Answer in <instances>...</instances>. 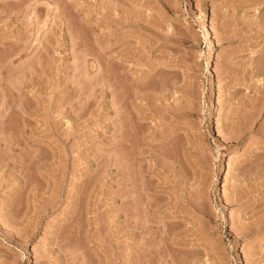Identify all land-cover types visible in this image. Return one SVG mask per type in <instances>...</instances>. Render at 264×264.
I'll return each instance as SVG.
<instances>
[{
	"label": "rangeland",
	"instance_id": "rangeland-1",
	"mask_svg": "<svg viewBox=\"0 0 264 264\" xmlns=\"http://www.w3.org/2000/svg\"><path fill=\"white\" fill-rule=\"evenodd\" d=\"M263 4L0 0V264H264Z\"/></svg>",
	"mask_w": 264,
	"mask_h": 264
},
{
	"label": "bare ground",
	"instance_id": "bare-ground-1",
	"mask_svg": "<svg viewBox=\"0 0 264 264\" xmlns=\"http://www.w3.org/2000/svg\"><path fill=\"white\" fill-rule=\"evenodd\" d=\"M263 6H264V4H263ZM263 6H261L262 9H259V10H258V12H260V14H259V13H258V14L261 15L260 18H262V19H264V7H263ZM261 7H259V8H261ZM257 16H258V15H257ZM257 18H258V17H257ZM258 19H259V18H258ZM228 20H229V19H228ZM259 20H261V19H259ZM241 21H242V20H241ZM263 21H264V20H262L261 25L264 23ZM246 22H247V21H246ZM258 24H259V23H258ZM243 25H244V24H243ZM259 25H260V24H259ZM183 26H188L187 21H184ZM245 26H246V25H245ZM244 29H245V28H244ZM263 31H264V30H263ZM235 32H236V31H235ZM237 32H238V31H237ZM241 32H242V31H241ZM236 34H237V33H236ZM242 34H243V33H242ZM247 35H248V34H247ZM255 35H256V34H255ZM41 36H42V35H41ZM235 36H236V35H235ZM246 38H247V37H246ZM249 39H250V37H249ZM25 47H26V45H25ZM11 49H12L11 52H13L14 55H16V52H17V55H18V52H19V54H22V53L25 54V52H26V50H25L26 48L24 49V46H22V48L18 47L19 50L15 49L16 52L13 51V50H14L13 48H11ZM21 49H22V51H23V52L21 51L22 53H20V50H21ZM23 49H24L25 51H24ZM9 51H10V50H9ZM9 51H8V52H9ZM8 52H7V53H8ZM13 53H12V54H13ZM12 54H11V55H12ZM5 56H6V55H5ZM9 56H10V53H9ZM9 56H8V57H9ZM4 58H5V57H3V61H4ZM249 107H250V106H249ZM256 107H257V105H256ZM258 107H259V106H258ZM261 109H262V108H261ZM261 109H260V110H261ZM253 110H255V108H254ZM253 110L246 111L245 113H247V112H251V113H248V114H246V115H248V117H250V116H251L250 114H253L252 116H254V113L252 112ZM256 110H257V109H256ZM256 110H255V111H256ZM232 111H233V110H232ZM255 111H254V112H255ZM258 111H259V110H258ZM255 113H256V112H255ZM232 114H233V113H232ZM232 114H231V115H232ZM249 115H250V116H249ZM257 115H258V114H257ZM243 117H244V116H243ZM231 118H232V117H231ZM235 118H236V117H235ZM235 118L233 117V119H235ZM233 119H232V120H233ZM237 119H240V117L237 118ZM245 119H246V118H245ZM241 120H242V117H241ZM233 121H234V120H233ZM233 121H232V123L235 122V121H234V122H233ZM239 122H240V120L237 121V122H235L234 124L239 125V124H240ZM126 124H127V122H126ZM234 124H233V126H234ZM241 125H242V124H241ZM236 129H237V128H236ZM136 130H137V129H136ZM220 132H221V131L218 130L217 134H218V135H222V133L220 134ZM222 139H223V138H222ZM226 139L229 140L228 137H225V140H226ZM135 143H136V142H134V144H135ZM137 144H138V143H137ZM139 144H140V143H139ZM124 146H125V145H124ZM126 146H127V145H126ZM128 146H129V145H128ZM164 147H165V146H164ZM166 148H167V147H166ZM143 150H144V149H143ZM163 151H164V150H163ZM166 152H167V151H166ZM141 154H142V153H141ZM128 155H129V154H128ZM167 155H168V154H167ZM138 157H139V156H138ZM129 158H130V157H129ZM136 164H138V163H136ZM240 167H241V166H240ZM140 173H141V172H140ZM24 180H26V179H24ZM26 182H27V181H26ZM26 182H25V183H26ZM27 184H28V183H27ZM23 185H24V184H23ZM24 186H25V185H24ZM235 186H236V185H235ZM237 188H238V187H237ZM137 189H138V188H137ZM238 191H239V190H238ZM238 191H237L236 193L233 194L234 196H232V195L230 194V195L233 197V198H232L233 200H235V199H237V198L240 197V193H239ZM244 191H245V190H244ZM233 192H234V191H233ZM241 192H242V191H241ZM244 193H245V192H244ZM242 194H243V192H242ZM231 196H229V197H231ZM263 197H264V196H263ZM240 199H241V198H240ZM228 200H229V199H228ZM230 200H231V199H230ZM263 202H264V200H263ZM260 204H261V203H260ZM262 218H263V217H262ZM261 221H262V220H261ZM174 225H175V224H174ZM133 227H134V226H133ZM135 228H136V227H135ZM171 228H172V227H171ZM173 228H174V227H173ZM173 228H172V229H173ZM244 228H245V227H244ZM155 229H156V228H155ZM242 229H243V228H242ZM68 231H69V230H68ZM68 231H67V232H68ZM152 231H153V230H152ZM168 231H169V230H168ZM138 233H139V232H138ZM152 233L155 234V232H152ZM146 234H147V233H146ZM142 237H143V236H142ZM150 237H151V236H150ZM68 238H69V237H68ZM151 238H152V237H151ZM154 238H155V236H154ZM149 239H150V238H149ZM162 240H163V239H162ZM154 242H155V241H154ZM156 242H157V241H156ZM140 243H141V242H140ZM150 244H151V243H150ZM150 244H149V245H150ZM161 244H162V243H161ZM161 244H160V245H161ZM141 245H142V244H141ZM152 245H153V244H152ZM145 246H146V245H145ZM163 246H164V245H163ZM128 247H129V246H128ZM128 247H127V248H128ZM130 247H131V246H130ZM130 247H129V248H130ZM132 247H133V246H132ZM134 247L137 248V245L134 246ZM143 247H144V246H143ZM148 247H149V246H148ZM159 247H160V246H159ZM136 248H135V250H136ZM138 248H139V247H138ZM152 248H153V247H152ZM157 248H158V247H156V250H157ZM160 248H162V247H160ZM131 249H133V248H131ZM131 249H130V251H131ZM149 249H151V248H149ZM139 250H140V248H139ZM139 250H138V251H139ZM142 250H143V249H142ZM154 250H155V249H154ZM130 251H129V252H130ZM136 251H137V250H136ZM138 251H137V252L134 251V253H137V254H138L139 252H141V251H139V252H138ZM145 251H148V250H145V249H144V252H145ZM129 252L127 251V253H126V257L129 256L130 253H131V254L133 253V251H131L130 253H129ZM158 252H159V250H158ZM151 253H152V252H151ZM154 253H155V252H154ZM141 254H142V252H141ZM141 254H140V255H141ZM155 254H156V253H155ZM140 255H138V260H139ZM142 255H143V254H142ZM145 255H146V253H145ZM152 255H153V254H152ZM135 256H136V255H135ZM135 256H134V257H135ZM147 256H148V255H147ZM147 256H146V259H147ZM153 256H154V255H153ZM136 257H137V256H136ZM136 257H135V258H136ZM142 257H143V256H142ZM131 258H133V255L131 256ZM143 258H144V257H143ZM127 259L129 260V257H128ZM136 259H137V258H136ZM136 259H135V260H136ZM140 259H141V258H140ZM150 259L152 260V258H149V261H150ZM130 260H131V259H130ZM132 260H133V259H132ZM138 260H137L136 262H138V264H139V261H141V260H139V261H138ZM133 261H134V260H133ZM133 261H132V262H133ZM129 262H131V261H129ZM132 262H131V264H132ZM148 263H149V262H148ZM128 264H130V263H128ZM134 264H135V263H134ZM140 264H141V262H140ZM143 264H144V262H143Z\"/></svg>",
	"mask_w": 264,
	"mask_h": 264
}]
</instances>
